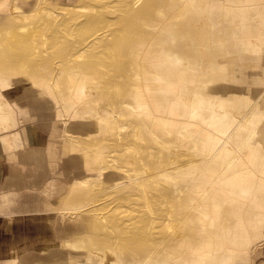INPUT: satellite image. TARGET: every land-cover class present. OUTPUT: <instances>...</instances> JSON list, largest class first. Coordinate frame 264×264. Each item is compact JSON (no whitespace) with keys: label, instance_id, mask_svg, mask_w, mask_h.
<instances>
[{"label":"bare ground","instance_id":"1","mask_svg":"<svg viewBox=\"0 0 264 264\" xmlns=\"http://www.w3.org/2000/svg\"><path fill=\"white\" fill-rule=\"evenodd\" d=\"M209 1L121 0L117 7L119 22L131 33L125 39L122 55L125 62L108 69L110 82L123 90L109 103L112 109L129 118L133 141L127 147L141 153L147 145L161 144L156 160L151 154L129 161L133 166L139 165L133 169L139 176L125 180L124 185L131 190L137 185L145 188V182L154 175L180 179L160 191L158 197H152L157 201L165 199V209H151V198L144 197L149 216L141 215L139 231L135 224L129 227L125 223V215L122 219L114 218L111 227L119 235L110 233L113 236L109 240L116 242L119 236H124L134 244L135 256L129 253L135 257L132 264H246L248 228L253 234L258 233L256 221L263 214L258 210L264 209V0H214L211 8L199 13ZM83 8L65 5L62 11L69 14ZM9 9L15 19L27 22L57 17L41 1L27 16L16 4ZM161 22L164 33L158 32ZM96 41L73 53L72 59L82 58L95 45L116 46L122 38L108 33ZM151 45H157L158 57L150 50ZM188 53L193 61H189ZM107 58L109 65L120 61L115 54ZM157 67L160 71L155 70ZM87 70L83 65L76 67L81 74ZM200 77V83L192 85ZM81 81L79 87L83 85ZM153 81H157L155 86ZM88 86L96 89L97 84ZM0 87L8 93L23 89L21 84L2 76ZM42 88L54 106L58 100L51 87L42 84ZM73 107L70 105L68 109ZM0 108L4 109L0 123L4 127L14 125V113L8 103ZM166 114L181 120L175 121L180 125L177 129H164L169 124ZM102 115L99 113L97 118ZM66 116L80 125L90 122L87 114L77 111ZM193 118L201 138L194 137L196 130L190 129L196 127ZM164 140H170L172 145ZM167 151H172V155L166 157ZM183 153L193 156L174 160L176 154ZM68 161L66 173L81 166L74 155ZM148 161L158 166L152 169ZM114 175L107 171L104 177L114 182ZM43 179L41 175L36 180ZM68 208L80 209H64ZM121 211V206L114 208L116 213ZM73 225L76 226L70 227V231L75 233L92 229L87 217L83 226ZM165 225L174 226L175 230L169 233L155 230ZM75 238L68 245L83 249L85 237L77 234ZM91 252L98 253L93 249ZM106 253L109 254L108 249ZM114 255L112 252L107 259H114ZM83 261L78 263L92 264L88 259Z\"/></svg>","mask_w":264,"mask_h":264},{"label":"rangeland","instance_id":"2","mask_svg":"<svg viewBox=\"0 0 264 264\" xmlns=\"http://www.w3.org/2000/svg\"><path fill=\"white\" fill-rule=\"evenodd\" d=\"M40 1L42 6L57 14L55 19L43 18L40 20L38 18V20L34 19L30 22L24 19L17 20L9 9L10 5L16 4L21 8L22 14L27 16ZM120 2L121 0H90V2L88 0H75L70 5L83 6L84 8L66 14L62 11L59 0H0V70L4 76H6L5 74L11 75L13 79L25 83L26 88L30 87L44 93L42 84H48L51 87L58 102L56 101L53 106L47 101L50 108L49 113L52 114L55 122L61 125L63 133L61 128L57 127L58 129L54 130L51 127L53 124L51 118L46 120L47 126L43 129H45L50 141L63 143L65 142L64 137L67 138L71 143L70 156L74 155L75 160L81 161L80 167L76 166L69 173H66L64 169L62 174L54 180H49L48 183L60 189L62 194L60 214L64 217V221L83 226V219L85 220L87 217L90 220L92 227L90 232L79 233L77 231L86 240L83 246L86 255L85 257L83 255L78 257L86 258L85 260H90L92 264H132V258L135 259V257H131L129 253L135 256L132 250L134 244L127 241L124 236H119L116 242L109 240V237L113 236L115 232V235H119L117 230L111 227V224L115 222L114 218L122 219L121 216L125 215V223L130 225L129 227L135 224L139 231L141 226L139 220L143 217L141 215L149 216L148 207L144 206L146 205L144 197L151 198V209H165L167 207L165 199L157 201L152 197H158L160 191L167 190L180 180L175 176L168 180L163 176L154 175L152 180L145 182V188H140L137 185L134 190H131L130 187L124 185L125 180L129 181L134 176H139V173L133 171L134 167L137 168L139 165L136 163L133 166L129 161L137 160L140 155L143 157L151 154L156 160L161 144L147 145L141 153L134 152L132 147H127L133 141V129L129 125V118L122 115L120 110L112 109L109 103L114 95L122 94L123 90L110 82L111 77L107 75L108 69H115V66L125 62L126 59L122 57L126 46L125 39L131 33V30L124 29L122 23L119 22L117 7ZM214 4L215 1L210 0L207 6L204 4L198 12L204 11L209 6L211 8ZM216 10L217 8L212 9L211 12ZM211 15L213 14L211 13ZM20 26L27 28L21 29ZM9 28L12 29L8 31ZM158 32L164 33L162 22L159 23ZM108 33L119 35L122 38L121 43L116 46H109L108 43L95 45L91 51H86L82 58L72 59L73 53L83 49L88 43L94 45L98 38L103 39ZM150 50L158 57L157 45H151ZM112 54L117 55L120 61L109 65L107 57ZM188 58L189 61H193V56L190 53H188ZM157 60L163 59L157 58ZM79 65L88 67V70L82 74L77 72L76 67ZM155 70L160 71V68L157 67ZM200 80L201 77L195 79L192 85H198ZM80 81L83 83L82 87H79ZM93 83L97 84L96 89L88 86ZM152 84L155 86L157 81H153ZM34 91H30L31 93L29 92L23 97H35L36 92ZM46 98L48 99L47 96ZM70 105L74 106L72 110L68 109ZM58 108L61 111L58 112ZM71 111L87 114L90 122L85 125L71 122L66 116ZM99 113H103V115L97 118ZM165 117L169 121V124L165 125V130L173 131L180 126L175 121L181 120H176L171 114H166ZM193 119L196 127L190 129L196 130V133L193 134L194 137L201 138L202 136L197 133V121L195 118ZM39 125L37 122H32L20 126V129L25 126L37 128ZM163 142L172 145L170 140ZM189 144L187 143V147ZM148 146L151 148L147 149ZM4 152L0 151V162L11 161L12 159L2 157ZM98 153L99 155H97ZM171 155L172 151H167L166 157ZM192 156V153L176 154L174 160L181 161ZM68 160L66 165L70 166ZM144 162L147 163L145 160ZM148 164L152 169L158 166L152 165L150 161ZM107 171L115 173L112 177L114 182L104 177ZM72 172H75L74 176ZM70 193H72L70 195L71 202H68ZM51 200L57 206L60 203L59 197ZM87 202L90 203L87 205ZM117 206L122 207L120 213L114 212V208ZM67 207L80 209H64ZM56 210L57 207L56 209H49L42 216L35 218L16 217L14 219L15 233H7V235H13L14 239L7 241L10 246L14 244L11 248L16 247L15 251L18 252L16 255L20 262L24 259L46 258L52 252H56L58 255L51 257L47 264L67 258L68 250H64L57 244L49 243L51 239H37L38 235L44 237L51 233L53 227H50V224L54 222V219L50 212ZM258 211L263 213L260 220L256 221L258 233L253 234V231L248 228L249 244L246 264H264V209ZM0 229L2 231L4 228ZM155 230L169 233L174 231L175 227L167 228L165 225ZM5 235L4 233V237ZM66 236L74 237L72 234L63 235V237ZM22 242L31 243L17 247ZM61 245L72 247L65 243ZM11 248L5 249L0 241V264ZM92 249L98 253L93 254ZM107 249L109 250L108 255ZM112 252L115 254L114 259H107Z\"/></svg>","mask_w":264,"mask_h":264},{"label":"crops","instance_id":"3","mask_svg":"<svg viewBox=\"0 0 264 264\" xmlns=\"http://www.w3.org/2000/svg\"><path fill=\"white\" fill-rule=\"evenodd\" d=\"M74 1L59 0L62 6L70 5ZM5 75L0 70V76L9 82L21 84L23 89H15L12 93H8L6 89L0 87V106L8 103L14 113V125L4 127L0 123V151H5L2 157L4 159H12L11 161L0 162V228H4L2 231L0 229L1 245L5 249L14 245L10 246L7 241L14 239V236L7 235V233H15L14 219L16 217L35 218L42 216L47 210L56 209L57 207L56 211L50 212L54 219V222L50 224V227H53L52 230L50 229L51 233L49 235L46 234L44 237L38 235L37 239H51L49 243L57 244L69 252L67 258L49 262L48 264H70L73 262L79 264L78 262L83 261L84 258H79L78 256L83 255L85 257L86 250L61 245L62 243L68 245V242L76 239L75 236L78 233L70 231V227H75L76 225H73L70 221H64V217L60 214L62 206L60 189L48 183L49 180L56 179L64 171L66 161L71 155V143L64 137V134L65 142L63 143L48 140L46 131L43 129L47 126L46 120L49 118L53 120L51 127L54 130H57V127L62 129V127L55 122L52 114L49 113V100L45 94L30 87L26 88L25 83L17 81L18 79H13L11 75ZM30 91L36 92L35 97L24 98L23 96ZM3 110V108H0V113ZM32 122H37L41 126L39 125L37 128H27L25 126L20 129V126ZM41 175H44V179L37 181L36 179H39ZM57 197L60 199L58 206L53 204L51 200ZM4 233L6 234L5 237ZM65 234H72L74 237H63ZM29 243L31 242H22L17 247L26 246ZM15 249L16 247L8 250L2 264H31L35 261L36 263L34 264H47L51 257L58 255L56 252H52L46 258L24 259L20 262L16 255L18 252Z\"/></svg>","mask_w":264,"mask_h":264}]
</instances>
